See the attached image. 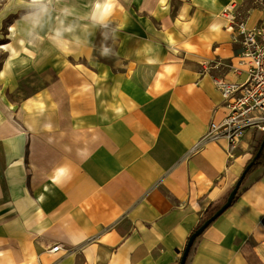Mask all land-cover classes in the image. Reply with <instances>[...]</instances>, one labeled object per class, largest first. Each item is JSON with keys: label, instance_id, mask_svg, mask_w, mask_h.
<instances>
[{"label": "crops", "instance_id": "crops-1", "mask_svg": "<svg viewBox=\"0 0 264 264\" xmlns=\"http://www.w3.org/2000/svg\"><path fill=\"white\" fill-rule=\"evenodd\" d=\"M62 1L58 21L72 25L49 35L60 57L39 68L56 77L25 90L17 110L10 92L28 67L17 55L0 63V264H180L264 139L248 131L233 158L224 140L202 142L228 114L215 81L246 79L230 71L237 49L220 13L235 2L257 22L264 0ZM238 196L191 264H264V168Z\"/></svg>", "mask_w": 264, "mask_h": 264}, {"label": "built area", "instance_id": "built-area-1", "mask_svg": "<svg viewBox=\"0 0 264 264\" xmlns=\"http://www.w3.org/2000/svg\"><path fill=\"white\" fill-rule=\"evenodd\" d=\"M252 11H240L238 3H232L221 13L225 28L232 35L238 59L237 65H231L233 75H246L244 82H229L224 77L215 84L222 93L228 114L220 123H212L206 140H224L227 153L233 158L246 134L258 130L264 134V7L263 16L252 22ZM201 142V144H202ZM61 246L50 250L56 253Z\"/></svg>", "mask_w": 264, "mask_h": 264}, {"label": "rangeland", "instance_id": "rangeland-1", "mask_svg": "<svg viewBox=\"0 0 264 264\" xmlns=\"http://www.w3.org/2000/svg\"><path fill=\"white\" fill-rule=\"evenodd\" d=\"M66 1L67 0L62 1L64 3V8H66L65 5L68 2ZM245 7L240 5V11L247 12L249 10H253V8L251 7ZM263 7L264 6H257L259 12H263ZM57 14H59V11H57L56 9V0H43L40 2H33L31 0H0V63L2 64L1 67H6L7 63L12 60L13 57H15L16 55L17 60L20 58V60L26 62V64H24L25 67H28L16 71V73L18 72V74L20 75L16 80L18 85L15 91L10 92V102L15 106V110L22 106L23 103L20 100L21 97H23L22 94L25 90L26 94H33L34 92L39 90V85L40 81L42 80V76L46 78L48 77L50 80H52V77H56V71L51 70L52 68L49 65L46 66L48 68L47 70L41 72V70H43L45 66H40V64L47 62H55L56 57H60L59 54H57L56 52L58 51L56 39L52 38L51 36L49 37V35H51L52 32L57 28L56 26L58 24L63 25L65 27L72 25L70 21H64L60 23L58 21L59 17L56 16ZM25 20L26 23L23 22ZM42 23L44 25H47V31L44 30L47 32V34H45L47 37V42H42V52L44 54L40 52L41 50L38 46L40 45L38 44V36L40 35L39 27ZM24 25L26 26V32L23 31ZM104 40H101V45L104 43ZM25 42H28V44L29 42H32L33 49H31L30 52H26L25 55L22 54L20 56V54L18 53L24 46ZM2 47L4 48L1 49ZM12 50H15V52L17 51V54L13 53ZM95 60L107 61L111 63L117 61L114 54L105 55L104 53H94L93 57L91 58V61ZM87 62V59H80V64L82 66L86 65ZM39 68H41V70ZM2 72L4 73V76H2L1 81L5 83V87H1V89H3L0 92L7 94L9 93V91L7 90V88L9 87V78L7 77L8 73L7 70ZM41 73L43 74L41 75ZM18 94H20L21 96Z\"/></svg>", "mask_w": 264, "mask_h": 264}, {"label": "water", "instance_id": "water-1", "mask_svg": "<svg viewBox=\"0 0 264 264\" xmlns=\"http://www.w3.org/2000/svg\"><path fill=\"white\" fill-rule=\"evenodd\" d=\"M264 149V141L259 149L258 155L253 159V161L245 168L241 178L239 179L238 183L236 184L235 188L231 191L229 196L227 197L225 203L220 207L219 211L207 222L204 223V225L191 237L188 246L183 254L182 260L180 264H186L187 258L189 256V252L191 250V247L195 243V241L203 235V233L218 219L220 218L229 208L232 207L234 201L238 197L240 188L242 186V183L248 174V172L252 169L256 159L261 154V152Z\"/></svg>", "mask_w": 264, "mask_h": 264}, {"label": "trees", "instance_id": "trees-1", "mask_svg": "<svg viewBox=\"0 0 264 264\" xmlns=\"http://www.w3.org/2000/svg\"><path fill=\"white\" fill-rule=\"evenodd\" d=\"M264 139L260 142V144L258 145L257 149H256V153L253 157V159L258 155L259 149L263 143ZM253 159L248 163V165L253 161ZM264 168V149L261 152V154L258 156V158L256 159L252 169L248 172V174L246 175L242 186L240 188V191L242 190L243 186L245 185V182L247 181L248 177L250 176V174H252L254 171L258 170V169H262ZM240 196V195H239ZM239 196L236 198V200L234 201V203L237 201V199L239 198ZM221 206L211 209L209 210L206 215L203 217V219L201 220V223L199 224V226L193 231L192 235L190 236L188 243L191 239V237L204 225L205 222H207L208 220H210L220 209ZM196 243V241H195ZM195 243L193 244V246L191 247V250L189 252V256L187 258L186 264H191L193 256L195 254ZM188 246V244H187ZM187 248V247H186Z\"/></svg>", "mask_w": 264, "mask_h": 264}, {"label": "clouds", "instance_id": "clouds-1", "mask_svg": "<svg viewBox=\"0 0 264 264\" xmlns=\"http://www.w3.org/2000/svg\"><path fill=\"white\" fill-rule=\"evenodd\" d=\"M100 5H97V9L99 10L100 9ZM93 19L95 20V19H97V16L96 15H94L93 16ZM67 31H71V28H69V29H67ZM60 35V33L59 32H57V36H59Z\"/></svg>", "mask_w": 264, "mask_h": 264}, {"label": "bare ground", "instance_id": "bare-ground-1", "mask_svg": "<svg viewBox=\"0 0 264 264\" xmlns=\"http://www.w3.org/2000/svg\"><path fill=\"white\" fill-rule=\"evenodd\" d=\"M31 1H33V2H40V1H43V0H31ZM12 32H13V30H12ZM4 47H2L1 49H3Z\"/></svg>", "mask_w": 264, "mask_h": 264}]
</instances>
